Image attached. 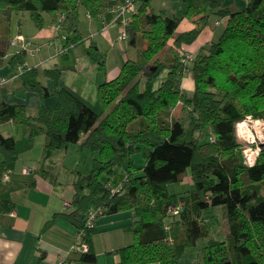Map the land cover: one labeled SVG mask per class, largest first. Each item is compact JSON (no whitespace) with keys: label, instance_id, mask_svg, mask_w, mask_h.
I'll list each match as a JSON object with an SVG mask.
<instances>
[{"label":"trees","instance_id":"obj_1","mask_svg":"<svg viewBox=\"0 0 264 264\" xmlns=\"http://www.w3.org/2000/svg\"><path fill=\"white\" fill-rule=\"evenodd\" d=\"M124 1L0 0V9L26 11L39 28L49 14L50 21L60 25L57 55L67 58L82 49L106 70L107 51L91 40L98 32L85 37L81 22L89 13L93 17L88 20L103 19L105 26L118 23L121 31L123 21L114 18L113 9ZM131 1L136 10L124 24L128 38L119 39L127 42L130 56L116 78L99 85L100 111L62 83L63 67L40 71L39 64L29 62L43 50L42 43L25 36L34 46H43L34 56L21 44L14 45L18 48L11 55L0 53V65L4 59L17 67L15 79L22 86L57 97L54 107L41 106L36 112L0 97V124L13 120L25 126L20 139L0 132V175L7 174L40 135L46 137L48 153L81 142L94 156L92 167L88 172L73 170L72 209L56 213L44 228L57 218L79 228L89 250L74 248L78 260L98 261L97 225H88L91 211L98 210L97 219L130 212L128 228L135 241L115 250L120 264H264V146L250 165L236 133L237 123L248 116L264 119V0H246L242 9L224 6L223 0H180L185 7L181 16L167 9L156 11L152 0ZM183 17L197 26L178 32ZM216 19L223 31L194 53L195 89L188 94L183 88L187 70L182 52ZM166 47L167 59L159 56ZM40 73L54 86L43 85ZM4 86L0 85L2 93L8 90ZM139 152L142 164L135 159ZM119 169L124 177L114 191L108 182L117 184ZM186 175L192 177V188L171 192L169 184ZM212 207L221 208L228 225L222 237L214 236L207 217ZM11 208L6 201L1 206ZM202 238L206 240L200 242Z\"/></svg>","mask_w":264,"mask_h":264},{"label":"crops","instance_id":"obj_2","mask_svg":"<svg viewBox=\"0 0 264 264\" xmlns=\"http://www.w3.org/2000/svg\"><path fill=\"white\" fill-rule=\"evenodd\" d=\"M246 3L247 1L235 0L231 4L224 2V6L242 9ZM171 9L173 13H176L177 10L173 4ZM184 12L185 7L181 15H184ZM46 20V24L39 28L26 11L10 12L8 9H0V53L8 52L10 55L14 53L18 47L10 45V40L22 33L27 38L44 45L39 54L29 58L31 64H39L38 69L40 71L55 65L64 68L67 63L76 66L77 58L87 54L82 49H77L75 54L73 51L68 55L67 58L69 59L63 61L65 58L57 55V46L50 47L48 45L52 37H56L57 31L55 30L56 24L50 21L49 14H46ZM217 20H211L203 28L197 40L189 45L195 55L202 47L220 37L223 25H218ZM220 20L222 23L226 22L225 19ZM195 26L197 23L183 17L178 32L190 30ZM81 28L85 37L98 32L92 41L98 42L102 49L107 51V68L102 70L92 64L96 72L90 74L89 78L83 76V79L87 81L85 86L89 83V87L92 89L85 87L83 90H79L74 79L68 78L69 72L62 83L89 105L92 104V101H88L89 97L87 96H89V92H92L90 98L95 100V106H97L100 105L99 85L116 78L130 54L127 42H125L121 46L123 51L121 55L120 53L116 54L115 63L111 62V56H108L113 48H118L117 44L120 41L118 23L105 26L103 19L90 21L83 16ZM57 45L61 47L60 44L57 43ZM79 71L80 69L75 72L76 75ZM190 72L186 73L189 74L188 76L186 74L184 76L183 88L186 93L193 94L195 81L192 71ZM17 74V67L10 61L3 59L0 65V79H6L7 83L4 87H7L8 90L2 93L0 88L2 99L11 104L25 105L31 112H36L41 106L54 107L56 105L57 97L54 93L45 97L31 88L22 86L20 80L15 79ZM39 80L49 88L54 86L53 80L42 73L39 75ZM180 112L181 104L175 109L174 114L179 116ZM0 132L20 139L25 134V128L13 120H9L0 124ZM83 149L81 142H79L72 143L65 150L48 153L46 137L40 135L36 138L34 146L21 154L14 167L7 174L0 175V264H60L61 262L68 264H120V257L115 253V250L135 241L133 232L128 228L131 223L130 212L128 211L103 214L97 219V233L94 237V249L98 255L96 263L78 260L80 254L75 252L74 247L82 241L83 233L69 221L57 218L50 228L44 229L47 221L53 218L56 213L72 209L71 202L76 193L73 185L75 177L73 170L81 169L82 157L80 152ZM90 157L91 163L90 167L87 166L88 169L92 167L93 154H90ZM2 161L3 155L0 154V164ZM85 169L82 168L81 170L85 172ZM123 177L124 173L119 169L116 173V181H121ZM178 183L181 185V189L173 192H182L193 186L191 175H186L184 180ZM5 201L6 206H12L10 210L1 209Z\"/></svg>","mask_w":264,"mask_h":264},{"label":"rangeland","instance_id":"obj_3","mask_svg":"<svg viewBox=\"0 0 264 264\" xmlns=\"http://www.w3.org/2000/svg\"><path fill=\"white\" fill-rule=\"evenodd\" d=\"M241 1H246V0H241ZM223 2H225L226 4H231V3H234L235 0H223ZM172 4L175 7V9L177 10L176 13L178 15H181L183 13V11H184V6H183V4L181 3L180 0H152V6H153V8H155V10L168 9L171 12V14H173L172 9H171ZM116 16L117 17H114L115 19L120 18L122 20V18H121L122 16L119 15V13H116ZM115 19H114V21H115ZM224 19H225V21H227L228 17H225ZM0 28H1V26H0ZM55 30L58 31L59 28L57 29V27H55ZM22 35H24V34H22ZM93 37L94 36H91L92 39H93ZM50 42L53 43L54 45H56L58 48H60L57 45V41H56V37L55 36L52 37ZM124 44H125L124 41H118V44H117L118 48L115 47V48H113V50L111 52H109L108 56H111V62L115 63V61L117 60L116 54L120 53V55H121V53L123 52L121 46L124 45ZM186 47L194 53V51L191 48H189V46H186ZM168 50H169V48L166 47L164 52L159 54V56H162V58H166L167 59L168 56H167V54H165L166 55V57H165L164 53H167ZM73 54H75V51H74ZM76 54H78V53L76 52ZM170 54L173 55V51ZM68 59L69 58H65V59H63V61H66ZM87 62H88V64H87ZM92 64H95V63L93 62V60L89 56L80 55L77 58L76 66H71L70 63H67V66L64 67V73H63L62 80L65 78L66 74L69 72L70 74L68 73V75H69L68 78L74 79V82L78 86L79 90H83L85 87H89L90 86L89 83H88V85L85 86L87 81H85L83 79V76L86 77V78H89L88 76L90 74H92L93 72H96V70L93 69V65ZM95 66L96 65H94V67ZM78 69H80V71L78 72L79 75L78 74L76 75L75 72ZM190 71H192V62L190 63V68H189V70L186 71V73H189ZM188 75L189 74H186V76H188ZM6 83H7V81H5L3 84H6ZM89 88L92 89L91 87H89ZM91 95H92V92H89V96H87V97H89L88 101H92V104H91L92 107H94L96 110L100 111L101 110L100 98H99L100 105L95 106L96 102H94L95 100L90 98ZM258 120H260L262 122V128H263V132H264V119H255L252 116H249V120H247V121L249 123V126H250L249 128H250L251 132H253V136H250L249 138L248 137L244 138V137L239 136L238 133H237V126H236V133H237L239 141L243 144L244 153L246 154L245 157L248 156L247 155L248 151L252 150V152H256V159H257V156L260 153V149L258 147L262 148V146H264V142H262V140L259 138L258 129L256 128V125L254 123L255 121H258ZM21 127L25 128L24 125H21ZM17 137H19V136H17ZM90 154H92L91 151H89L87 149H83V151L80 152V156L82 157L81 158V166H80L81 169L82 168L85 169V168H87V166L90 167V163H91ZM252 158L253 157L249 156V160H252ZM135 159H136L137 164H142L145 161L144 157H143V154L141 152H139V153H137L135 155ZM89 170L90 169L87 168V169H85V172H88ZM121 182L122 181H117V184H116V182L115 183L108 182V185L112 186V187H113V185H115L116 186L115 188H117V187H121ZM180 187H181V185H179V183H171V184H169V190L171 192L180 190L181 189ZM206 214H207V217L210 218L209 221L212 223V227L215 229L216 233H214V236L222 237L225 234V232L228 230V225H227L226 221L224 220V218L222 217L221 208L220 207H212L211 210L206 212ZM205 240H206V238H202L200 240V242H203ZM192 255H194L193 257L197 258V251H193Z\"/></svg>","mask_w":264,"mask_h":264},{"label":"built area","instance_id":"obj_4","mask_svg":"<svg viewBox=\"0 0 264 264\" xmlns=\"http://www.w3.org/2000/svg\"><path fill=\"white\" fill-rule=\"evenodd\" d=\"M136 10V6L135 4L131 1V0H125L123 3L118 4L114 9L113 12L119 13V15H121L122 17V21H123V26L121 28L120 31V36L119 39L120 40H126L128 38V33L124 27V24L130 19V14L132 12H134ZM87 18L92 20V16L91 14H87ZM60 28V25H57V29ZM22 45L23 47H25V49H27V52L29 55L34 56L37 52L41 51L42 49V45H33V42L31 40H28L25 35H17L14 39L11 40V45ZM51 46H53V43H50ZM60 49V48H59ZM59 53H62L64 50H58ZM194 59V53L189 50L188 48L184 49L182 52V61L184 62L185 66H186V70H189L190 68V63L193 61ZM23 69V65H20L19 70ZM6 81V79L1 78L0 79V85H3V83ZM245 121L249 120V116L247 118L244 119ZM260 150L261 148L258 147ZM248 155V154H247ZM246 156V154H245ZM246 161L248 164H253L256 161V157L253 160H249V156L246 157ZM251 161V162H250ZM29 170H31V168H29ZM112 183V182H111ZM111 185V184H110ZM113 185V184H112ZM112 187V186H110ZM113 187H115L113 185ZM120 189V187L117 188H113L114 191H118ZM179 209L175 210V212H178ZM100 212L98 210H93L91 211L89 218H88V225L90 226H94L95 222L97 220V213ZM74 248L80 249L82 251H88L89 250V245L85 242V241H80ZM60 264H68L67 262H61Z\"/></svg>","mask_w":264,"mask_h":264},{"label":"bare ground","instance_id":"obj_5","mask_svg":"<svg viewBox=\"0 0 264 264\" xmlns=\"http://www.w3.org/2000/svg\"><path fill=\"white\" fill-rule=\"evenodd\" d=\"M256 125V128L258 129V134H259V138L262 140V142H264V132H263V128H262V122L260 120L255 121L254 122ZM249 123L248 121L245 120H241L237 123V133L239 136L241 137H250L253 136V132H251L250 128H249ZM248 156L253 157V159H255L256 157V152H252V150L248 151Z\"/></svg>","mask_w":264,"mask_h":264}]
</instances>
